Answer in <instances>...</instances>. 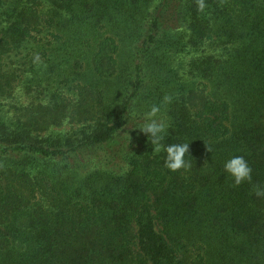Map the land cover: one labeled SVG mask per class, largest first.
I'll return each instance as SVG.
<instances>
[{
    "label": "trees",
    "instance_id": "1",
    "mask_svg": "<svg viewBox=\"0 0 264 264\" xmlns=\"http://www.w3.org/2000/svg\"><path fill=\"white\" fill-rule=\"evenodd\" d=\"M205 5L0 0V98H29L0 115V264H264V0ZM154 105L189 170L138 129Z\"/></svg>",
    "mask_w": 264,
    "mask_h": 264
},
{
    "label": "clouds",
    "instance_id": "2",
    "mask_svg": "<svg viewBox=\"0 0 264 264\" xmlns=\"http://www.w3.org/2000/svg\"><path fill=\"white\" fill-rule=\"evenodd\" d=\"M197 9L200 12L205 10V0H196ZM172 98L166 96L164 103H170ZM132 115H135L133 112ZM144 123L138 127L146 136L149 137L155 153L165 152L164 166L171 172L187 171L191 167L186 157L189 155L188 143L163 144L169 123L161 115L159 106H152L144 114ZM210 151V149H208ZM224 172L234 182L235 186H240L252 180V168L244 156H233L224 162ZM257 197H264V188L257 187L255 190Z\"/></svg>",
    "mask_w": 264,
    "mask_h": 264
},
{
    "label": "rangeland",
    "instance_id": "3",
    "mask_svg": "<svg viewBox=\"0 0 264 264\" xmlns=\"http://www.w3.org/2000/svg\"><path fill=\"white\" fill-rule=\"evenodd\" d=\"M4 23V22H3ZM0 21V27L3 24ZM223 50L220 45L205 43L199 50L196 49H186L182 53H180L174 62V66L179 70V75H181L184 79H188L190 82L194 80L192 75L190 74V64L192 61L199 57L200 55H220ZM1 67H5V65L9 64V60H4L1 63ZM13 66V65H12ZM16 93L10 97V99H6L7 97L0 98V115H13L17 113V109L23 106H26L29 102V98L25 95L26 92L21 88V85H17ZM9 111L10 113H5ZM14 112V113H13ZM19 112V111H18ZM18 114V113H17ZM69 130L70 126H63V129ZM56 130V129H55ZM59 128L56 131H61Z\"/></svg>",
    "mask_w": 264,
    "mask_h": 264
}]
</instances>
